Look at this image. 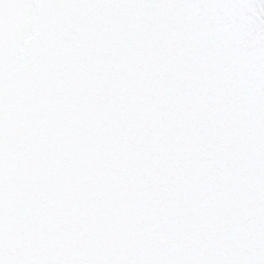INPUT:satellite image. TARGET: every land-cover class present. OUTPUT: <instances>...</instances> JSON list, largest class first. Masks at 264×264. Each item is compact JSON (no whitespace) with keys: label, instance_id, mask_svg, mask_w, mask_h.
I'll use <instances>...</instances> for the list:
<instances>
[{"label":"snow or ice","instance_id":"obj_1","mask_svg":"<svg viewBox=\"0 0 264 264\" xmlns=\"http://www.w3.org/2000/svg\"><path fill=\"white\" fill-rule=\"evenodd\" d=\"M0 264H264V0H0Z\"/></svg>","mask_w":264,"mask_h":264}]
</instances>
